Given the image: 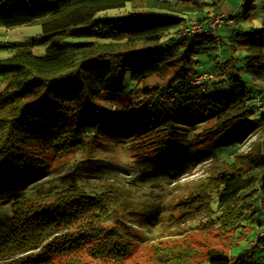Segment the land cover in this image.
<instances>
[{
	"label": "trees",
	"instance_id": "16d2710c",
	"mask_svg": "<svg viewBox=\"0 0 264 264\" xmlns=\"http://www.w3.org/2000/svg\"><path fill=\"white\" fill-rule=\"evenodd\" d=\"M132 1L0 0L6 28L39 23L51 40L42 55L23 45L0 58V204L11 207L10 216L0 219V264H63L61 258L64 264H93L79 254L84 243L101 257L129 255L131 246L117 225L125 218L117 216L111 187L90 192L68 186L46 201L30 194L39 179L36 168L47 165L44 154L61 156L89 143L78 122L86 116L90 123L100 113V96L128 92L129 104L118 118L125 122L140 108L148 110L150 96L165 102L180 98L186 112L170 124L163 121L167 134L160 141L178 142L183 151L190 145L181 141L182 131L201 123L207 138L235 130L227 143L237 144L264 124V31L237 33L227 43L215 33L221 22L208 33L227 0H147L145 12L122 15L126 26L115 32L101 14ZM231 19L227 23L234 24ZM194 22L204 30L188 34L185 29ZM72 37L82 39L70 42ZM214 50H220L215 65L199 70L200 54ZM203 73L207 76L197 82ZM263 161L260 154L246 170L231 165L249 183L234 195L220 173L196 196L208 210L207 222L231 231L229 254L211 248L203 263H193L196 249L180 245L172 250V264H264V212L258 207L264 165L257 164Z\"/></svg>",
	"mask_w": 264,
	"mask_h": 264
},
{
	"label": "rangeland",
	"instance_id": "374dc122",
	"mask_svg": "<svg viewBox=\"0 0 264 264\" xmlns=\"http://www.w3.org/2000/svg\"><path fill=\"white\" fill-rule=\"evenodd\" d=\"M146 4L147 0H133L126 7L106 11L101 16L109 19V24L117 32L116 28L126 26L127 21L123 20L122 15L144 13L141 7H146ZM218 13L225 17L215 33L226 38L224 41L227 43L232 42L228 37L237 33L264 31V0H227ZM231 17L235 20L234 24L227 23L233 22ZM80 39L82 37H72L69 41ZM50 41L41 33L39 23L6 28L0 22V58L7 57L13 49L23 45L42 55ZM224 48L229 49L228 46ZM219 53L220 50H214L200 54L201 63L196 66L199 70L203 69L202 65L211 69L215 65V55L218 58ZM223 54L224 57L230 55L226 50ZM206 58L211 59L209 64H203ZM243 76L247 75L244 73ZM203 77V74L198 77L197 82ZM126 84H129V79ZM128 95L127 91L104 94L99 98L100 113L90 123H86V116L81 118L78 125L84 133L89 134V143L83 145L82 149L61 156L52 152L44 154L42 158L47 165L36 168L35 177L39 179L35 180L31 197L52 200L68 186H81V189L90 192L103 186L111 187L117 200V216L121 220L126 219L123 220L125 224L117 222V225L131 249L127 257L118 260L91 253L90 245L84 243L79 254L93 264H172L173 248L187 244L196 249L191 257L193 263H203L211 248L229 254L231 231L211 226L204 217L208 210L203 209V203L196 196L205 189L203 187L210 178L216 179L220 173L224 174V186L231 195L240 186H248L249 183L236 175L237 171L231 165H240L246 170L251 164L250 160L260 158V154L264 157V124H259L237 144L236 141L227 143L235 130L230 132V128L228 135L213 134L207 138L208 132L203 131L205 123H201L192 131H182L185 136L181 137V141H188L190 145L183 151L178 142L160 141L167 134L163 121L170 124L186 112V105L181 106V99L165 102L159 96H150L147 102L152 105L147 107L148 110L140 108L132 121L125 122L120 119L122 108L129 104ZM167 107L170 109L167 110ZM174 130L179 132L176 128ZM169 142L172 145L167 148ZM257 164L264 165V161ZM258 207L264 212V199L258 202ZM10 210L9 205L0 204V219L9 217ZM124 210L129 213L126 214ZM121 212L124 217L120 216ZM60 260L65 263V258Z\"/></svg>",
	"mask_w": 264,
	"mask_h": 264
},
{
	"label": "built area",
	"instance_id": "2783aa9c",
	"mask_svg": "<svg viewBox=\"0 0 264 264\" xmlns=\"http://www.w3.org/2000/svg\"><path fill=\"white\" fill-rule=\"evenodd\" d=\"M224 15L221 14V13H218L216 14L215 18L211 21V23L209 24V30H208V33H211L213 32V28L218 25L221 21H223L224 19ZM204 30V27L196 22L194 23H191L189 24L185 31L188 33V34H197V33H200ZM203 76H207L206 73H203ZM200 77V76H199Z\"/></svg>",
	"mask_w": 264,
	"mask_h": 264
}]
</instances>
